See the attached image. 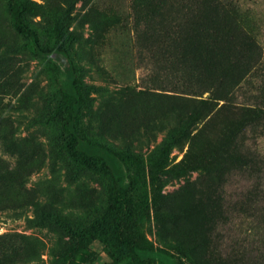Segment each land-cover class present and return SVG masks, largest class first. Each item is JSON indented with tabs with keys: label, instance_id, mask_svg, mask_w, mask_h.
<instances>
[{
	"label": "rangeland",
	"instance_id": "obj_1",
	"mask_svg": "<svg viewBox=\"0 0 264 264\" xmlns=\"http://www.w3.org/2000/svg\"><path fill=\"white\" fill-rule=\"evenodd\" d=\"M30 1L84 86L81 134L143 160L140 264H240V235L264 255V173L241 171L264 148V0ZM61 101L0 0V264H133L97 233L111 185L64 146Z\"/></svg>",
	"mask_w": 264,
	"mask_h": 264
},
{
	"label": "trees",
	"instance_id": "obj_2",
	"mask_svg": "<svg viewBox=\"0 0 264 264\" xmlns=\"http://www.w3.org/2000/svg\"><path fill=\"white\" fill-rule=\"evenodd\" d=\"M8 1L14 27L26 38L28 45L37 55L53 64L62 92V101L56 106L53 114L62 120L64 146L71 151L79 164L99 168L109 179L112 197L110 208L104 227L97 230V233H100L106 242L118 248L121 257H130L133 264H140L144 258L142 254L153 248L137 243L127 229L133 222L142 219L150 208L148 197L141 194L137 197L135 193L137 188H146L148 183L139 172L143 160L132 154L119 153L81 134V110L87 99L66 41L58 35L54 44L42 43L37 31L24 18L26 13L34 10V3L30 0ZM257 52L261 55L260 50ZM255 110L264 112L261 107H256ZM122 165L126 166L128 176L131 174L128 179L121 170ZM241 171L253 177L257 175V180H261L258 176L264 173V148L261 145L255 150H249V161ZM261 193L264 198V187ZM92 234L83 231L81 235L89 237ZM249 238L240 235V264H264L263 253H259V248L255 247L253 240L249 242Z\"/></svg>",
	"mask_w": 264,
	"mask_h": 264
}]
</instances>
